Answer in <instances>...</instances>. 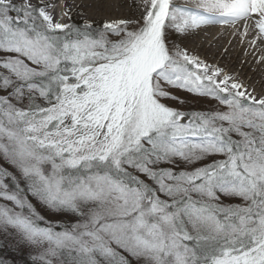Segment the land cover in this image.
Returning a JSON list of instances; mask_svg holds the SVG:
<instances>
[{"label":"snow or ice","instance_id":"1","mask_svg":"<svg viewBox=\"0 0 264 264\" xmlns=\"http://www.w3.org/2000/svg\"><path fill=\"white\" fill-rule=\"evenodd\" d=\"M190 3L94 27L0 0V264H264V95L168 39H259L264 0Z\"/></svg>","mask_w":264,"mask_h":264},{"label":"bare ground","instance_id":"2","mask_svg":"<svg viewBox=\"0 0 264 264\" xmlns=\"http://www.w3.org/2000/svg\"><path fill=\"white\" fill-rule=\"evenodd\" d=\"M99 2L105 1L107 6H99L96 0H93L92 9L90 11L93 15H108L110 19L108 21L122 19L118 18L119 14H124L125 11L117 12L116 3L122 4V1L117 0H98ZM134 1V0H133ZM143 2V0H135ZM46 3L56 5V7L50 8L54 19L60 20L62 9L59 8L61 2L68 5V11L70 14L78 9L83 8V3L80 0H45ZM182 2V6L192 7L190 0H174V3ZM33 4H39L40 0H31ZM95 4V5H94ZM118 8V7H117ZM116 9V10H115ZM83 10V9H82ZM138 10V6L132 9V12ZM252 21H239L235 25H221L211 24L204 26L193 32L194 39L191 42V48L187 51L200 57L206 64L219 67L221 69H228V74L235 77V73L238 74L237 82L242 83L249 91H252L257 97L264 95V71L260 72L258 66L264 63V36L257 39L258 28L256 27V19L258 17L253 16ZM126 20H129L126 18ZM61 22V20H60ZM247 25V33L245 34V26ZM214 31L215 38L209 39V34L206 32ZM226 33L223 43L217 42L219 38ZM223 39V38H222ZM256 40L255 45L251 42ZM209 40V41H208ZM212 45H218L217 48H211ZM197 49L208 55L207 57L198 55ZM260 54V55H259ZM234 70H239L238 72Z\"/></svg>","mask_w":264,"mask_h":264},{"label":"rangeland","instance_id":"3","mask_svg":"<svg viewBox=\"0 0 264 264\" xmlns=\"http://www.w3.org/2000/svg\"><path fill=\"white\" fill-rule=\"evenodd\" d=\"M119 1H122V4L116 3V6L118 8L115 7L117 9V10L116 9L115 10L117 12L125 11V13L123 15L119 14L118 18L122 17V19L128 18L129 20L136 21V20H140L141 17L145 14V8H144L143 2L135 1V0L134 1L133 0H117V2H119ZM18 2H19V0H18ZM80 2L83 3V8H82L83 10L80 8L78 10L73 11L71 13L72 20L71 21L68 20V23L75 22V23L79 24V23H82L84 20H88V21H91L93 23L94 27H100V26H102V24L104 22L108 21L107 19H110L108 17L110 14H108V15L103 14L101 16V15H93L90 13L91 9L93 8L92 7V4L94 3L93 0H80ZM96 2H98L97 4L99 6H103V5L107 6L108 5V3L106 1H105V4H103L104 1L99 2L98 0H96ZM176 4L178 6L183 5L182 2H176ZM136 6H138V10L135 11L136 14H134V12H132V9H134ZM58 9H60V7ZM249 21L251 22L252 19L250 18ZM61 22H63V20H61ZM206 33L209 34L210 40L216 37L214 34L216 32H214V31L206 32ZM225 36H226V33H223V35L219 38V40H217V42L222 44L223 43L222 41L224 40ZM194 38L195 37H194L193 32L181 36L179 34H176L174 32V30L169 29V34H168L169 41L174 42L175 44H178L183 49L188 50L189 48H191L190 44ZM217 47H218V45H212L211 46V48H217ZM196 53L198 55H201L204 57L208 56V55H205V53L201 52L198 49H197ZM258 69L260 72H263L264 71V63H261L258 66ZM224 71L228 73V69L225 68ZM234 71L238 72L239 70H234ZM234 75H236L234 78H235V80H237L238 74L235 73ZM177 94L183 96L185 99H187L189 101V103L187 105L182 106L180 104H177L174 101H167V103H169L171 106L176 107V108L184 107V108L192 109V110H207V109H212L216 106L215 101H211V100H208L205 98H200V97H194V96H191L190 94L183 93V92H178Z\"/></svg>","mask_w":264,"mask_h":264},{"label":"trees","instance_id":"4","mask_svg":"<svg viewBox=\"0 0 264 264\" xmlns=\"http://www.w3.org/2000/svg\"><path fill=\"white\" fill-rule=\"evenodd\" d=\"M79 24H81V23H79Z\"/></svg>","mask_w":264,"mask_h":264}]
</instances>
